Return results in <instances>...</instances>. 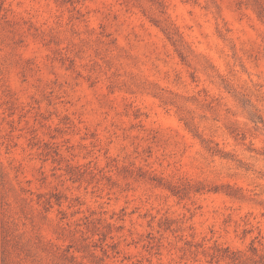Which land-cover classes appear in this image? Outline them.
Listing matches in <instances>:
<instances>
[{
    "label": "rangeland",
    "instance_id": "rangeland-1",
    "mask_svg": "<svg viewBox=\"0 0 264 264\" xmlns=\"http://www.w3.org/2000/svg\"><path fill=\"white\" fill-rule=\"evenodd\" d=\"M0 264H264V0H0Z\"/></svg>",
    "mask_w": 264,
    "mask_h": 264
}]
</instances>
